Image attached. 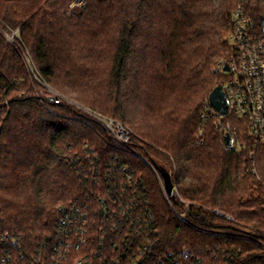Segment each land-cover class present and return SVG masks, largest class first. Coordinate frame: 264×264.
Returning a JSON list of instances; mask_svg holds the SVG:
<instances>
[{
  "label": "trees",
  "instance_id": "1",
  "mask_svg": "<svg viewBox=\"0 0 264 264\" xmlns=\"http://www.w3.org/2000/svg\"><path fill=\"white\" fill-rule=\"evenodd\" d=\"M71 2L0 0V20L20 29L46 84L127 125L130 148L82 109L51 102L0 35V236L41 242L55 237L59 206L96 202L101 187L73 159L88 148L102 185L114 187L115 166L141 178L158 222L151 262L183 252L186 264H264V144L228 150L219 117L202 118L226 82L213 69L232 54L234 11L264 36V0H88L81 14ZM222 121L248 144L243 121ZM151 164L169 171L190 223Z\"/></svg>",
  "mask_w": 264,
  "mask_h": 264
},
{
  "label": "built area",
  "instance_id": "2",
  "mask_svg": "<svg viewBox=\"0 0 264 264\" xmlns=\"http://www.w3.org/2000/svg\"><path fill=\"white\" fill-rule=\"evenodd\" d=\"M87 1L72 0L70 13L81 14ZM230 26L232 54L213 69L215 74L226 77L221 88L228 113L220 117L208 100L202 118L206 123L211 116L219 117L218 131L224 139L226 134L231 138L228 150L252 148L254 151L264 144V36L241 6L233 13ZM8 34L5 33L8 44L21 51L19 30L11 36ZM21 55L29 73L45 86L49 100L64 103L66 99L40 78L30 54ZM85 112L102 123L120 146L130 148L131 131L127 125L89 110ZM229 117L247 125L248 144H241L236 132L223 126L222 120ZM91 153L85 148V157L75 154L73 159L80 170L87 171L84 178H92L93 184L101 187L95 194L96 202L88 206L79 203L59 206L56 235L41 242L35 243L20 235L0 236V264H186L194 261L187 253L172 252L162 261L151 262L159 239L158 222L146 199L141 178L127 166H115L118 172L114 170L106 178L114 187L102 185L94 167L97 156ZM85 163H88L87 169ZM174 213L183 222L190 223L186 211Z\"/></svg>",
  "mask_w": 264,
  "mask_h": 264
},
{
  "label": "rangeland",
  "instance_id": "3",
  "mask_svg": "<svg viewBox=\"0 0 264 264\" xmlns=\"http://www.w3.org/2000/svg\"><path fill=\"white\" fill-rule=\"evenodd\" d=\"M236 9H238V7L236 8ZM235 12V11H234ZM16 30H19V37H20V39H21V41L19 42V45H20V50L21 51H18L17 49H15L17 52H18V54L20 55V58H21V60L24 62V57L21 55V53H23V52H25L26 54L27 53H29L28 52V50L25 48V46H24V43H23V41H22V38H21V34H20V29H11V28H9L8 26H6L1 20H0V35H1V37L2 38H4V40L6 41V35H5V33L6 32H10V34H8L9 36H11L12 35V32H14V31H16ZM6 43L8 44V42L6 41ZM13 47V46H12ZM20 52V53H19ZM30 54V53H29ZM31 56V55H30ZM25 63V62H24ZM220 62H218L217 63V65H216V67L218 66V64H219ZM35 65V64H34ZM25 66H26V64H25ZM26 68H27V66H26ZM27 70H28V68H27ZM28 72H29V70H28ZM38 72V71H37ZM31 75V74H30ZM38 75H39V73H38ZM32 76V75H31ZM36 77H37V75H36ZM38 79V78H37ZM39 80V79H38ZM32 83H34V84H36V86L38 87V86H40L44 91L46 90L45 89V86H43L42 84H40L36 79H35V76H32ZM40 81V80H39ZM48 85V84H47ZM39 87V88H40ZM41 88H40V91H41ZM53 89V88H52ZM54 90V89H53ZM54 91H56L59 95H61V96H63L66 100L64 101L66 104H69V105H72V106H76V107H78V108H80V109H86V107H84L83 106V103L81 102V101H79L76 97H75V95H64L63 93H61L60 91H57V90H54ZM46 92V91H45ZM86 110H88V109H86ZM85 110V111H86ZM90 111V110H89ZM97 114H99V113H97ZM102 116V115H101ZM106 118V117H105ZM219 121V120H218ZM119 122V121H118ZM122 123V122H121ZM222 124L223 125H225L223 122H222ZM233 127V126H231V124L229 125H226L225 127L227 128V127ZM238 130V129H237ZM236 129L234 130L236 133L238 132ZM242 135H243V133H242ZM240 143H241V141H240ZM245 144H247V143H245ZM152 165V164H151ZM152 170H153V173L155 174V176L157 177V180H158V182H159V184H160V187H161V189L163 190V194H164V197H165V200L167 201V203H168V205L170 206V208H171V210L173 211V213L175 212V210H178V211H181V210H179L173 203H172V200H171V198H173V197H175L176 195H177V192H176V187H175V193H174V195L173 196H167V194H166V192H165V188H164V183H163V179H162V177H161V175H160V173L158 172V170L156 169V166H154V165H152ZM172 181H173V179H172ZM174 186H175V184H174ZM214 214H218L220 217H223V218H225V219H228V217H225V216H223L222 214H220V213H217V212H214Z\"/></svg>",
  "mask_w": 264,
  "mask_h": 264
},
{
  "label": "water",
  "instance_id": "4",
  "mask_svg": "<svg viewBox=\"0 0 264 264\" xmlns=\"http://www.w3.org/2000/svg\"><path fill=\"white\" fill-rule=\"evenodd\" d=\"M225 70L228 71V66L225 67ZM209 102L211 104V106L216 110L217 114L220 117H224L227 115L228 113V109L226 106V96L225 93L223 91V89L221 87L216 88L212 94L209 97ZM230 135L226 134L225 137V146L226 148H230ZM156 169L158 170V172L160 173L162 179H163V183H164V188H165V192L167 194V196H173L174 195V191H175V186L174 183L172 181L171 175L169 173V171H167L166 169L162 168V167H156Z\"/></svg>",
  "mask_w": 264,
  "mask_h": 264
}]
</instances>
